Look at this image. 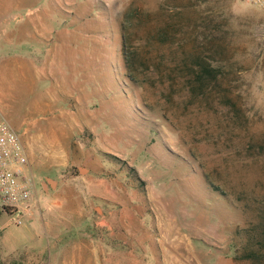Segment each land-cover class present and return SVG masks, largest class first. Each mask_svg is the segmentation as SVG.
I'll use <instances>...</instances> for the list:
<instances>
[{"label":"rangeland","instance_id":"1","mask_svg":"<svg viewBox=\"0 0 264 264\" xmlns=\"http://www.w3.org/2000/svg\"><path fill=\"white\" fill-rule=\"evenodd\" d=\"M168 21V42H151L150 26ZM3 45L42 56V76L13 83L10 125L35 202L85 208L101 264H252L264 233V0H0ZM195 52L220 69L191 89ZM8 216L0 207V230Z\"/></svg>","mask_w":264,"mask_h":264},{"label":"crops","instance_id":"2","mask_svg":"<svg viewBox=\"0 0 264 264\" xmlns=\"http://www.w3.org/2000/svg\"><path fill=\"white\" fill-rule=\"evenodd\" d=\"M3 46V50L0 47V122L11 125L17 121L14 115L19 116L13 108L16 98L13 83L29 80L30 76H42L43 68L39 65L42 56L33 55L31 51L20 52L11 45ZM84 211L85 208L67 198L49 202L39 200L32 214L25 216L19 225L13 224L8 216L1 223V258L20 257L31 264H101V242L94 235L98 232V224ZM12 225L14 228L5 234V228Z\"/></svg>","mask_w":264,"mask_h":264},{"label":"built area","instance_id":"3","mask_svg":"<svg viewBox=\"0 0 264 264\" xmlns=\"http://www.w3.org/2000/svg\"><path fill=\"white\" fill-rule=\"evenodd\" d=\"M34 191L35 182L20 134L2 121L0 122V207L5 208L13 224H21L25 216L32 214L36 206Z\"/></svg>","mask_w":264,"mask_h":264},{"label":"trees","instance_id":"4","mask_svg":"<svg viewBox=\"0 0 264 264\" xmlns=\"http://www.w3.org/2000/svg\"><path fill=\"white\" fill-rule=\"evenodd\" d=\"M181 7V6H180ZM180 7L177 8L176 13H180L181 9ZM180 9V10H179ZM157 11V10H156ZM155 11V12H156ZM140 13V12H139ZM149 12H143L142 14H139V17L141 18L142 15H148ZM147 19V18H145ZM145 19H143L145 21ZM170 21L163 22V24H158L156 22L150 28L148 29V36L151 39V42H154L156 44H165L168 42L166 40L169 28H170ZM123 54L124 56V67L126 70H130L131 66L129 64L127 53L125 52L123 48ZM195 53H191L190 55H195ZM197 64L194 65L192 71L190 72L191 79L187 81L188 87L191 89H194L195 87H201L203 84V81L206 77H212L216 78V72L218 69H220L219 65L215 66L210 62L208 59H204L202 56L195 55ZM2 208V207H1ZM5 211V208H2ZM8 212V211H7ZM258 242H256L258 245L252 249V264H264V233H258Z\"/></svg>","mask_w":264,"mask_h":264}]
</instances>
